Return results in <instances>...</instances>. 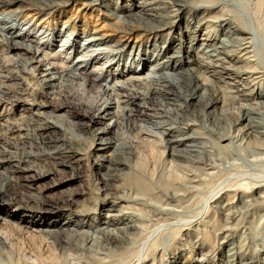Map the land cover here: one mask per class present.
<instances>
[{"label":"rangeland","instance_id":"rangeland-1","mask_svg":"<svg viewBox=\"0 0 264 264\" xmlns=\"http://www.w3.org/2000/svg\"><path fill=\"white\" fill-rule=\"evenodd\" d=\"M253 2L0 0V21L10 17L12 32L22 29L27 36L9 43L0 24V187L20 159L36 163L29 174L18 172L32 177L27 184L20 178L0 201V264H264V122L249 132L243 121L246 113L264 120V97H241L233 88L264 90V35L251 28ZM226 22L250 28L252 42L251 55L231 48L245 59L227 76L219 68L226 63L210 62L202 48L206 39L223 47ZM182 42L186 47L178 54ZM179 55L188 63L174 69ZM45 74L55 80L49 87L40 80ZM115 97L130 100L118 110L110 105L117 123L105 136L90 118ZM64 101L70 103L65 110L43 108V121L56 127L41 134L43 121L31 114ZM144 105L146 113L137 115ZM102 137L123 146L115 156L124 164L116 171L98 165V156L114 154L95 151ZM48 139L63 140L68 154L52 161ZM33 199L48 208H34ZM10 213L86 225L48 238ZM129 223L138 230L127 243L104 248V236L119 235Z\"/></svg>","mask_w":264,"mask_h":264},{"label":"bare ground","instance_id":"bare-ground-1","mask_svg":"<svg viewBox=\"0 0 264 264\" xmlns=\"http://www.w3.org/2000/svg\"><path fill=\"white\" fill-rule=\"evenodd\" d=\"M254 2L252 3V5H251V11H250V13H251V16H252V18H250V24L252 25L251 26V28H253V32L255 33L256 32V34H254V35H258V36H263L264 35V0H253ZM2 5H4V4H2ZM10 20V17L8 18V19H4L3 21H0V24H2V25H4L5 26V34L7 33L8 34V40H9V43H16L17 45H18V41L20 42V41H24L26 38H27V36L25 35V33H23L21 30L22 29H17L16 31H13L12 32V29L14 28L13 27V25L15 24V22H14V20H12L11 19V21H9ZM12 22V24L10 25L9 23H11ZM249 22V21H248ZM9 24V26H7ZM198 25V24H197ZM229 23L228 22H226V29H228L227 31H226V41H220V44L223 46V47H221V46H215L213 43H212V40H214V39H206L205 41H206V43L204 42V44H203V50H206V52H207V57H208V60L210 61V62H222L223 61V64L224 63H226V66L224 65V66H222V67H219V66H216V67H219L220 69H221V71H220V73H221V75H229L230 74V71L232 70V65H234V64H239V63H242V62H244V59H242V57L241 56H238L237 54H235V52H234V50H232L231 48H233V47H238L239 48V51H241L242 52V56H245V55H248V54H250V53H252L251 51H248L250 48H251V43L252 42H250L249 43V39L250 38H248V37H246L248 34H251L250 32L249 33H246V31H250V28H248V30L246 29L245 30V28L243 29V30H240L241 28H238V29H233V28H230L229 26ZM194 28V27H193ZM25 30V29H24ZM23 30V31H24ZM195 33H196V31H195ZM218 35V34H217ZM241 36H243V37H241ZM216 37V36H215ZM218 37V36H217ZM262 38V37H261ZM26 41V40H25ZM185 47H186V44L184 43V42H182V43H180V46L178 47L179 48V50H178V54L179 53H181L184 49H185ZM90 51V50H89ZM92 51V50H91ZM177 51V50H176ZM86 53H88V52H86ZM94 53V52H93ZM114 53H115V51H114ZM209 53V54H208ZM81 54V53H80ZM251 55V54H250ZM84 56V55H83ZM91 56V55H90ZM187 56H188V51L186 52V58H187ZM33 57H35V55L33 56ZM80 57V56H79ZM89 57V56H88ZM251 56H249L248 58H250ZM84 58V57H83ZM172 58H175L174 56L173 57H171L170 59H172ZM177 58V60H176V62H175V64H174V69L175 68H180L183 64H185V63H188V61L187 60H185L184 61V59H183V56H178V57H176ZM248 58H246V59H248ZM190 59V58H189ZM250 59H252V58H250ZM87 60V59H86ZM84 61V60H83ZM250 61V60H249ZM88 63V62H87ZM166 66L168 67L169 65H170V62H167L166 61ZM210 65H212L211 63H209ZM208 64V65H209ZM217 64V63H216ZM80 67V69H83L84 67H82L81 68V65H79L78 67H77V69ZM214 67V66H213ZM241 68V67H240ZM216 69V68H215ZM234 71V70H233ZM240 71L241 72H244L245 74H248L249 72L247 71V70H241L240 69ZM102 72V71H101ZM218 72V71H217ZM74 73H77V72H74ZM82 73V72H81ZM213 73V72H212ZM216 73V72H215ZM70 74V73H69ZM83 74V73H82ZM100 74V73H99ZM77 75V74H76ZM89 75V74H88ZM92 75H94V74H92ZM98 75V74H97ZM215 75V74H214ZM69 76V75H68ZM70 76H72V75H70ZM69 76V77H70ZM74 76H75V74H74ZM78 76V75H77ZM101 76V75H100ZM68 77V78H69ZM90 77H92V76H90ZM170 77V76H169ZM77 78H79V77H77ZM96 78H98V77H96ZM154 78V77H153ZM157 78V77H156ZM159 78V77H158ZM42 79V80H41ZM74 79H76V78H74ZM90 79V78H89ZM94 79V78H93ZM92 79V80H93ZM149 79H150V77H149ZM40 80L44 83V85H48V87H49V85H51V84H54V83H52V82H54L55 80L52 78V77H50L49 76V74H45V75H42L41 76V78H40ZM73 80V79H72ZM154 80V79H153ZM40 81V82H41ZM85 81V80H84ZM96 81V80H95ZM152 81V80H151ZM161 81V80H160ZM173 81H175V80H173ZM89 82V81H88ZM92 82V81H91ZM90 82V83H91ZM154 82V81H153ZM159 82V81H158ZM166 82H168L167 81V78H166ZM87 83V82H86ZM150 83V82H149ZM153 84V83H152ZM155 84H157L156 82H155ZM161 84H163V83H161ZM167 84V83H166ZM175 84V85H174ZM174 84H172V86H171V88L169 87V90H168V87H167V91H165L164 92V94H163V96L164 97H162L163 99H167V96L172 92V90H174V88L175 87H177L176 86V82H174ZM93 85H95V83H93ZM100 85V84H99ZM113 85V84H112ZM160 85V84H159ZM168 85V84H167ZM90 86H91V84H90ZM115 86V85H114ZM118 86V85H117ZM119 86H123L122 84L121 85H119ZM162 86V85H161ZM235 87H233V88H235L236 89V92L238 91L239 92V95L241 96V97H264V90L262 89V90H259L258 92H254V91H250V90H248L246 87H243L244 85H237V84H235L234 85ZM242 86V87H241ZM53 87V86H52ZM173 87V88H172ZM54 88V87H53ZM113 88H115V87H110V86H107V87H105V90L107 91H109V90H111L112 91V89ZM155 88V87H154ZM157 88V87H156ZM156 88H155V90H156ZM163 88H165V87H163ZM196 88H197V90L199 89V85H196ZM121 89V88H120ZM139 89V88H138ZM159 90H161V88H158ZM137 90V89H136ZM166 90V89H165ZM51 91V90H50ZM110 91V93H112ZM152 91V90H151ZM158 91V90H157ZM115 92V91H114ZM51 93V92H50ZM105 93V92H104ZM117 93V92H116ZM115 93V94H116ZM156 93V92H155ZM158 93H160L159 91H158ZM43 95V94H42ZM114 95V94H113ZM160 95H161V93H160ZM238 95V94H237ZM117 96V95H116ZM118 96H120V95H118ZM157 96H159V95H157ZM156 96V97H157ZM47 97V96H46ZM45 97V98H46ZM109 97V96H108ZM114 97V96H113ZM151 97V96H150ZM155 97V98H156ZM104 98H105V96H104ZM153 98V97H152ZM158 98V97H157ZM103 99V98H102ZM124 99V100H123ZM107 100V99H106ZM105 100V101H106ZM130 100V98L129 97H115V98H112V99H109V100H107L106 102L104 101V102H102L103 104H101V107L96 111V113L95 114H93V116L90 118V122L91 123H93L94 125H99V128L97 127V132L98 133H103L105 136L106 135H108V133H109V129H110V127H112V126H114V124H116L117 123V120L115 119L114 120V118L112 117V114L109 112V107H110V105H112V104H114V106L117 108V110H118V108H119V105L120 104H122V103H128V101ZM154 100V99H153ZM157 100V99H156ZM158 100H159V98H158ZM168 100V99H167ZM103 101V100H102ZM150 101V100H149ZM160 101V100H159ZM158 101V102H159ZM56 103V102H55ZM132 103V102H131ZM151 105V104H150ZM153 106V105H152ZM45 107H49V112H58V111H62V110H65V109H67V108H69L70 107V103H68V102H57L56 104H50V103H48V104H42L41 106H39V108L38 109H35L34 110V112L31 114V116L32 117H34L35 118V120L36 121H43L44 119L42 118L43 117V115L45 114V111H44V109L43 108H45ZM122 111H123V109H124V106L122 105ZM142 108L140 109V108H138L137 110H136V112H137V115L139 114H141V115H144L145 113H146V110L148 109L145 105L144 106H141ZM151 107V106H150ZM149 107V108H150ZM98 108V107H97ZM153 108V107H152ZM96 109V108H95ZM120 109V108H119ZM154 109V108H153ZM152 110V109H151ZM120 111V110H119ZM134 111V110H133ZM127 112H128V110H127ZM132 112V111H131ZM247 112V111H246ZM245 112V113H246ZM47 113V112H46ZM160 113V112H159ZM92 114V113H91ZM133 114V113H132ZM136 115V114H135ZM130 116V115H129ZM245 118H243V121H245L246 123H247V127H248V131L250 132V131H254L256 128H257V126L258 125H261L260 123L261 122H264V120L263 121H261L259 118H258V120H257V118H256V120L255 119H253V118H251V115H250V113H246V115L244 116ZM261 118V117H260ZM32 120V119H31ZM30 120V121H31ZM34 120V121H35ZM260 121V122H259ZM32 122V121H31ZM27 123V122H26ZM33 123V122H32ZM36 123H38V122H36ZM43 123V125L42 126H40L39 128H38V131H40L41 132V134H45V133H48V132H50L51 130H53V128L54 127H56V125L54 124V123H49L48 121H43L42 122ZM34 124V123H33ZM40 124V123H39ZM101 125V126H100ZM29 126V125H28ZM37 125H35L34 127H36ZM39 126V125H38ZM165 126V125H164ZM31 127V126H30ZM13 128H15V127H13ZM12 127L11 128H8L7 129V132L8 133H16L17 132V130L15 129H13ZM25 128H26V126H25ZM37 128V127H36ZM36 128H35V130H36ZM165 128V127H164ZM169 128V127H168ZM264 128V127H263ZM23 129V128H22ZM30 129V128H29ZM167 129V128H166ZM27 130V129H26ZM32 130H34V128L32 129ZM257 130V129H256ZM19 131V130H18ZM37 131V130H36ZM168 132L166 133V132H164V133H166V135H168L169 134V132H171L170 131V129H168L167 130ZM27 132V131H26ZM25 133V132H24ZM24 133L23 134H20V135H24ZM52 133V132H51ZM34 134H38V133H34ZM172 134V133H171ZM13 135V134H12ZM28 135V134H27ZM48 135V134H47ZM54 135V134H53ZM11 136V135H10ZM19 136V135H18ZM24 136H26V135H24ZM29 136V135H28ZM36 136V135H35ZM43 136V135H42ZM52 136V135H51ZM7 137V136H6ZM23 137V136H22ZM43 137H46L45 135L43 136ZM27 138V137H26ZM31 138V137H30ZM157 137H155V139H156ZM31 139H34V137L33 138H31ZM36 139H37V137H36ZM40 139V138H39ZM146 139V138H145ZM35 140V139H34ZM42 140V139H41ZM85 140V139H84ZM157 140V139H156ZM164 140V139H163ZM155 141V140H154ZM153 141V142H154ZM165 141V140H164ZM42 142V141H41ZM44 142V141H43ZM43 142H42V144H43ZM58 142H61L62 143V145H59L58 144ZM150 142H152V141H150ZM158 142V141H157ZM157 142H155L156 144H157ZM160 142H161V140H160ZM165 142H167V141H165ZM54 143H57L58 144V146H55V144ZM164 143V142H163ZM5 144V143H4ZM42 144H40V145H42ZM44 144H46V148H48V149H50V150H52L51 152H48V150H47V152L48 153H50L49 155H50V158H51V160L53 161H55V160H57V159H60L61 157H63L64 158V155L67 153L66 151H65V142L63 141V140H59L58 141V139H56L55 141H53V139H48V141H45V143ZM162 144V143H161ZM167 144H168V142H167ZM37 145H38V142H37ZM69 145V144H68ZM67 145V146H68ZM157 145H159V143L157 144ZM45 146V145H44ZM125 146V145H124ZM160 146H162V145H160ZM31 147V146H30ZM41 147H43V145L41 146ZM38 148V147H37ZM69 148V147H68ZM125 149H126V146L124 147ZM45 149V148H44ZM71 149V148H70ZM113 150L114 152V154H113V156L112 157H109V158H105V157H103V155L101 156H98L96 159H98V161H100V163H98V165H99V167H105V169H111V167H114V170L113 171H116L117 170V168H119L118 166H120L121 164H124L120 159H118V158H116V156H115V154H121V150L123 149V146H121V145H118V144H116V142H112V141H110L109 139H105L104 137H102L100 140H99V142H98V144H97V147L95 148V151H97V153H100V152H107V151H110V150ZM32 150V149H31ZM40 150V149H39ZM49 150V151H50ZM43 151V150H42ZM1 152V151H0ZM44 153H45V151H43ZM71 152V151H70ZM69 152V153H70ZM42 153V152H41ZM44 153H42V155L44 154ZM47 154V153H46ZM68 154V153H67ZM101 154V153H100ZM2 155H5V156H7V153L5 152H3L2 154H1V156ZM29 155V154H28ZM48 155V154H47ZM46 155V156H47ZM24 156V155H23ZM69 156H70V158H73V162L74 161H76L77 162V159H76V152H71V154H69ZM12 157V156H11ZM28 157V156H27ZM43 157V156H42ZM34 159V158H33ZM11 159H10V157H9V155H8V158L6 159V161H10ZM22 159H20V161H21ZM35 160V159H34ZM44 160V159H43ZM18 162L16 165H14V166H12L11 168V170L9 171V173L8 174H5V175H3L4 176V178H3V183H2V186L0 187V201H3L5 198H6V194L8 193V192H10V188H11V186L13 185V183L15 182L16 184H18L17 186H19V179L20 178H23L24 179V181H22V183H20V184H25L26 182H27V180H28V178H32L30 175L29 176H19L18 175V172L19 171H21L22 173H24V174H29L31 171H34V169L32 170V166L34 167V165L32 164V163H35V162H32L31 163V159L29 158V159H23L21 162ZM59 161H61V160H59ZM71 162V161H70ZM69 162V163H70ZM49 163V162H48ZM52 163V162H51ZM56 163V162H55ZM64 163V162H63ZM67 163H68V161H67ZM32 164V165H31ZM36 164V163H35ZM46 164V163H45ZM50 164V163H49ZM48 164V165H49ZM58 164V163H57ZM66 164V163H65ZM56 165V164H55ZM113 169V168H112ZM108 174V173H107ZM109 176V175H108ZM12 179H14L15 181H13ZM131 181H132V183H133V185H135L136 187L138 186L139 188H141L142 186H140V184H141V182H140V180L139 179H137V178H132L131 179ZM27 184V183H26ZM29 184V183H28ZM13 187V186H12ZM13 189V188H12ZM142 189V188H141ZM11 199V198H10ZM31 203V205L34 207V208H37V209H39V210H42L43 208H48L43 202H40V200H35V199H33V200H30V202H29V204ZM28 204V203H27ZM31 209H33V208H31ZM51 209V208H50ZM49 210V209H48ZM110 211H112V210H110ZM109 215V214H108ZM7 216H11L12 218H15V219H17L20 223H23V224H26L25 226L29 229V230H31L32 232H35V233H37V234H39L40 236H42V237H48V238H52V237H54L55 238V236L54 235H56V237H58L57 236V234H58V232H60V231H77L78 229H80V228H82V227H84V225H86L84 222H78V221H76V220H74V219H72V218H69L67 221H64L63 223H60L59 221H51V222H49V223H46L45 221L43 222V223H40V222H36V221H34V220H27V217L26 216H18V215H16V214H13V213H10V214H7ZM120 220V219H119ZM109 224V223H108ZM107 224V225H108ZM25 227V228H26ZM120 230H122L121 231V233L119 234V235H115V236H113V235H111V234H108L107 233V235H105L104 236V238H103V246H104V248H115V249H120V248H122L123 246H124V244L125 243H127V241H128V239L130 238V236L131 235H134V233L138 230L137 229V227L135 226V225H133V224H125L124 225V227H121V229ZM39 238V237H38ZM59 238V237H58ZM43 239V238H42ZM41 239V240H42ZM59 241H61V240H59ZM65 241V240H64ZM0 245L1 246H3L4 245V242L2 241V239L0 238ZM43 245V244H42ZM40 247H42L41 246V244L39 245ZM59 246H60V242H59ZM69 246V245H68ZM61 247V246H60ZM44 248V247H43ZM62 248H64V247H62ZM65 249V248H64ZM68 249V248H67ZM38 251H39V249H38ZM42 251V250H41ZM40 252V251H39ZM62 252V251H61ZM50 253V252H49ZM223 258V257H222ZM51 259H52V257H51ZM54 260V259H53ZM176 260H174V262H175Z\"/></svg>","mask_w":264,"mask_h":264}]
</instances>
